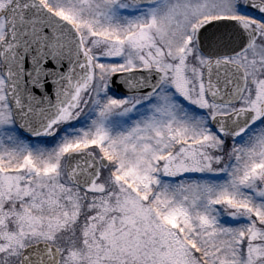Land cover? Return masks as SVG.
Segmentation results:
<instances>
[{
	"label": "snow or ice",
	"instance_id": "6c2138e0",
	"mask_svg": "<svg viewBox=\"0 0 264 264\" xmlns=\"http://www.w3.org/2000/svg\"><path fill=\"white\" fill-rule=\"evenodd\" d=\"M0 264H264V0H0Z\"/></svg>",
	"mask_w": 264,
	"mask_h": 264
}]
</instances>
